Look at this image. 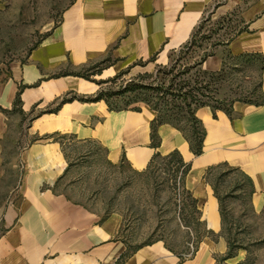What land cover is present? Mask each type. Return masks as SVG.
Masks as SVG:
<instances>
[{"label": "crops", "instance_id": "1", "mask_svg": "<svg viewBox=\"0 0 264 264\" xmlns=\"http://www.w3.org/2000/svg\"><path fill=\"white\" fill-rule=\"evenodd\" d=\"M207 14L204 48L212 54L204 69L220 70L228 52L264 58V0H71L37 44L21 57L0 60V177L7 176L8 163L20 172L18 201L0 203V264H214L227 252L219 199L204 175L226 162L251 178L253 202L264 204V70L259 103L236 101L232 115L197 109L205 130L199 155L169 123L158 126L154 145L156 113L145 103L139 111H116L104 100H64L93 96L98 84L76 72L105 59L111 64L97 79L167 64L170 51L187 42ZM55 133L98 142L109 161L139 171L156 152L178 150L191 163L184 188L197 199L207 234L212 230L219 238L204 236L190 258L161 240L131 246L120 233L121 214L100 215L56 189L69 162L61 143L48 137Z\"/></svg>", "mask_w": 264, "mask_h": 264}, {"label": "rangeland", "instance_id": "2", "mask_svg": "<svg viewBox=\"0 0 264 264\" xmlns=\"http://www.w3.org/2000/svg\"><path fill=\"white\" fill-rule=\"evenodd\" d=\"M70 1L0 0V60L21 57L37 44L52 26L50 22L59 19L61 11ZM203 20L200 33L209 35L210 16L207 14ZM207 39L203 38L202 48L196 47L197 54L205 52L204 42ZM227 63V75L220 90L224 105L230 107L234 101L260 102L259 58L239 61L228 58ZM123 71L126 73L120 81L139 73L128 68H123ZM91 77L97 79L94 75ZM117 105L125 106L126 100L117 101ZM61 140L65 143L70 167L60 179L58 191L100 215L121 214V234L131 246L161 240L183 258H190L196 253L200 243L194 252L191 245L196 243L198 232L207 231V228L204 222L201 226L197 224L192 208L193 195L185 194L180 183L175 181V166L170 159H157L149 169L139 171L127 162L109 161L105 149L98 142L72 136ZM6 167L4 173L7 176L0 177V203L8 204L18 201L20 172L10 163ZM210 179L223 198V212L228 226L246 247L238 249L235 257L226 260H223L225 253L216 255L214 264H239L246 258V264H264V204L258 206L253 202L248 194L247 179L238 169L228 165L218 166ZM6 190L9 193H5ZM3 230L5 227L0 225V234ZM205 236L215 240L219 238V234L212 230ZM202 248H206V243Z\"/></svg>", "mask_w": 264, "mask_h": 264}, {"label": "trees", "instance_id": "3", "mask_svg": "<svg viewBox=\"0 0 264 264\" xmlns=\"http://www.w3.org/2000/svg\"><path fill=\"white\" fill-rule=\"evenodd\" d=\"M204 20H202L194 29L190 38L177 49H173L169 54V62L167 64H158L152 72H142L131 77L128 80H121L125 71L116 73L114 76L106 79H93L91 76L101 74L103 68L111 64V59H105L102 62L85 66L80 71L76 72L78 76L96 82L99 86L93 96L78 97L73 95L70 98L64 97V100L79 98L80 100H104L110 110H140V106H132V104L145 103L149 105L156 113L155 119L152 121V138L153 144L159 143L157 136V128L162 123H169L179 128L190 143L191 150L194 154L199 155L203 152V141L205 130L201 121L196 116L197 109L203 106L212 108L214 115L218 109L224 110L229 115H232L233 105L230 107L224 105L225 100L221 99L222 81L227 75L226 67L228 66L227 59L232 58L236 61L242 59L260 60V74L264 70V58L261 54H241L233 55L228 52L223 57L222 68L218 71L207 70L203 68V62L211 55V52L205 51L196 53V47L202 48L203 38H209V35H201ZM194 50L191 54L190 52ZM156 55L151 57L155 60ZM116 86V87H114ZM258 89L261 94V79L259 80ZM262 97V95H261ZM114 98V99H113ZM117 98V99H115ZM126 100L125 106H118L117 101ZM17 103L20 102V93L17 96ZM259 103V102H258ZM217 104V105H216ZM67 136L76 137L74 134H51L48 137L54 141L61 143L63 152L69 162L68 153L65 150V143L61 140ZM93 141V140H89ZM105 149V148H104ZM106 153L107 150L105 149ZM166 158L174 163L175 168L173 173L175 181L179 182L181 189L185 194L192 193L184 188V179L191 168V163L186 162L178 150H174L166 155L156 152L151 158L148 166L144 169H149L157 159ZM124 162V161H121ZM228 163L221 162L209 166L206 170L204 178L211 183L214 188L215 195L219 199L220 212L222 216V231L221 233L227 240L228 249L223 260L233 258L240 248H246L239 237L233 233L232 227L228 226L226 217L223 212V198L221 197L217 185L212 183L210 177L214 169L218 166H226ZM230 166V165H228ZM68 167V169H69ZM232 167V166H231ZM234 169H238L233 167ZM67 169V170H68ZM239 170V169H238ZM247 179L249 186L248 194L252 196L254 186L251 178L243 173ZM60 179L57 181V185ZM56 185V189H57ZM193 197V196H192ZM193 214L199 226L203 224L201 220V212L198 209L197 199L193 197ZM198 232V231H197ZM208 231H199L196 243L194 242L193 252L196 251L198 244ZM122 233V227L121 231ZM122 235V234H121ZM248 263V258L241 261L239 264Z\"/></svg>", "mask_w": 264, "mask_h": 264}, {"label": "bare ground", "instance_id": "4", "mask_svg": "<svg viewBox=\"0 0 264 264\" xmlns=\"http://www.w3.org/2000/svg\"><path fill=\"white\" fill-rule=\"evenodd\" d=\"M209 208L213 211V215L211 216V223H212L213 226L217 227L216 220L214 218V211H215V209H214L213 206H209Z\"/></svg>", "mask_w": 264, "mask_h": 264}, {"label": "built area", "instance_id": "5", "mask_svg": "<svg viewBox=\"0 0 264 264\" xmlns=\"http://www.w3.org/2000/svg\"><path fill=\"white\" fill-rule=\"evenodd\" d=\"M191 247H192V249H194V246L193 245H191Z\"/></svg>", "mask_w": 264, "mask_h": 264}]
</instances>
